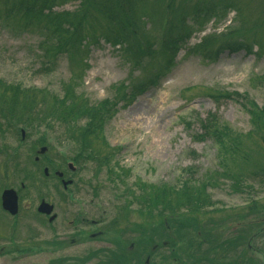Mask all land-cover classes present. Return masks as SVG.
I'll use <instances>...</instances> for the list:
<instances>
[{
    "label": "rangeland",
    "instance_id": "374dc122",
    "mask_svg": "<svg viewBox=\"0 0 264 264\" xmlns=\"http://www.w3.org/2000/svg\"><path fill=\"white\" fill-rule=\"evenodd\" d=\"M139 1L134 9L137 14L135 33L130 36L131 46L125 50L103 39L100 43L91 42L95 34L105 32L109 26V17L103 12L80 9L75 1L54 7L59 12L70 11L73 23L87 36L88 42L85 47L76 45L68 54L56 57V63L48 67L42 66L36 46L39 35L10 32L0 27V77L27 88H47L62 98L68 88L82 104L101 107L106 118L103 131L109 145L107 151H113V161L130 171V176L122 183H112L107 179L106 170L94 178L90 163L76 172L69 171L67 164L62 167L63 159L71 161L76 146L63 137V123L52 124V129L46 125L38 127L37 131L27 129L24 141H21V128L7 132L0 140V190L4 187L19 188L24 183L25 196H22L16 219H7L0 212V247L8 249L6 255H0V264H75L70 258L86 259L92 251L109 246L110 252L116 250L111 241L116 237L122 244L131 243L133 250L138 246L143 250L138 242L139 233L131 230L135 222L142 223L133 201V208H128V223H125L127 232L122 236H117L115 232V207L126 202L122 193L127 188L138 193L135 183L139 179L141 183L155 185L179 183V179L198 182L208 181L207 177L216 169L221 171L220 144L213 137L201 135L200 119L209 112L216 113L220 124L233 131L247 134L253 128L247 99L259 107L264 106V0H237L240 11L233 10L226 15V19L213 20L204 30L193 32L187 46L182 47L172 61L168 60L163 36L178 23L179 16L190 17L188 12L193 7L177 9L172 20L168 6L170 2L182 0ZM188 1L191 2L186 0V3ZM111 24L114 25L113 22ZM117 29L131 34L130 26ZM203 39L211 41L205 44L210 48L226 40H241L245 49L235 53L226 50L212 60L205 57L211 52L200 51ZM144 45L151 49L146 57L135 50ZM167 61L172 62L170 69L165 68ZM158 72L164 73L163 76L157 83L150 84L149 81ZM233 91L245 98L219 102L212 98L217 93ZM48 100L51 101V98ZM85 122L82 120V124ZM39 136H44L49 144L37 143ZM257 143L256 135H248L245 140L247 145ZM43 145L49 150L36 162L37 151ZM7 153L10 154L8 158ZM44 167L49 168L48 176L43 174ZM58 169L65 171L61 183L54 177V171ZM91 182L97 185V191H93ZM213 183L208 188L214 202L207 208L211 212L207 213L209 217L218 218L229 211L245 210L253 200L264 203V184L248 179L245 191L238 193L232 189V181L220 178ZM43 198L55 204V212L61 213L59 221L50 222L39 217L37 207ZM216 209L222 212L213 211ZM79 213L84 219H89V223L90 219H100L97 227L86 223V229H83L104 230V237L97 241L88 239L81 244H71L69 241L75 229L73 220ZM248 219L252 218L245 221ZM234 226L232 229L224 227L223 233H234ZM258 228L255 225L250 235L258 232ZM58 229L62 235H58ZM59 236L67 241L62 251L53 245L58 243ZM249 243L254 247H263L264 238H255ZM171 249L170 246L161 248L149 260L162 263L168 257L165 260L167 264L189 263L185 255L181 256V260L177 256L178 260L172 258ZM149 251L148 248L138 257L145 260ZM236 251L237 254L228 255L235 258L240 253L239 249ZM218 257L221 256L213 258L217 260ZM263 257V254L256 253L252 259L261 263ZM91 258L94 259L86 264H108L106 258L96 254ZM223 260L227 261L229 257L225 256ZM209 264L214 263L210 261Z\"/></svg>",
    "mask_w": 264,
    "mask_h": 264
},
{
    "label": "trees",
    "instance_id": "16d2710c",
    "mask_svg": "<svg viewBox=\"0 0 264 264\" xmlns=\"http://www.w3.org/2000/svg\"><path fill=\"white\" fill-rule=\"evenodd\" d=\"M68 1L78 2L80 9L101 11L109 17H107L109 26L105 32L95 34L91 42L100 43L103 39L111 45L121 46L122 50L131 46L129 40L135 33L137 21L134 9L140 4L139 0H0V27L10 32L39 35L36 46L40 52L42 66H52L57 61L56 57L68 54L76 45L85 47L88 42L87 36L79 30L78 25L73 23L70 11L54 10V7H60ZM214 1L170 2L168 8L171 11L172 20L176 17L174 13L177 9L193 8L188 12L190 17L179 16L178 23L163 36L169 53L168 60L172 61L180 49L187 46L193 32L204 30L213 20L226 19V15L233 10L240 11V7L236 5L237 0ZM124 24L130 26L131 34L127 35L117 29L123 30ZM206 42L211 41L203 39V46L200 44L199 48L203 53L211 52L205 57L212 60L219 57L223 51L235 53L245 49L241 40H226L215 48L205 47ZM135 50L142 53L144 57L151 53L147 45ZM79 55L83 57L82 54ZM171 65L172 62L167 61L165 68L170 69ZM163 74L156 73L149 83H157ZM49 97L51 101L48 100ZM212 98L219 102L245 97L233 91L217 93ZM247 111L253 126L247 134L233 131L227 125L220 124L216 113L209 112L205 118L200 119L203 130L201 135L213 137L220 144L222 159L221 171L216 169L214 173L209 174L208 181L179 179V183L164 182L155 185L141 183L139 179L138 183H135L138 193L128 188L122 193L126 202L121 205L125 207H115L117 212L113 221L115 232L117 236L127 232L125 223H128V208L132 209L131 205L134 202L135 212L138 211L142 223L139 225L135 222L131 230L139 233L138 242L141 243L143 250L140 246L133 250L129 248L131 243L122 244L116 237L111 239L113 245H116V250L108 253H103V250H94L90 255L96 254L98 257L101 252L102 255H106L104 258L108 264H167L165 260L168 257L163 259L164 263L148 261L146 258L151 259L154 252L170 246L171 257L181 260V256L185 255L189 260L187 264H209L210 261L214 264H238V262L264 264V257L261 263L257 259H252L256 253L264 255V246L254 247V244L249 243L252 239L264 238V203L253 200L245 210L229 211L230 213H224L218 218L207 215L211 213L207 208L214 203L208 193L209 185L215 184L214 180L223 178L232 181V189L238 193L245 191L243 189L248 185V179L256 181L259 185L264 184V106L259 107L254 101L247 99ZM104 113L101 107H89L79 102L77 97L71 95L68 88L65 89L62 98L47 88H27L18 83L7 82L0 77V140L5 138L7 132L20 127L37 131V128L42 125L52 129L54 128L52 124L63 123L61 125L64 126L63 137L70 139L76 145L70 161L76 165V171L90 163L94 169V178H97L102 170H106L107 179L110 182L122 183L130 176V171L120 167L117 161H113V151H107L109 145L103 131L106 122ZM82 120L86 122L82 124ZM248 135H256L259 143L245 144ZM36 142L48 143L44 136H39ZM6 156L8 158L10 154L7 153ZM68 162L69 160L63 159L62 167ZM90 186L94 192L98 190L97 185L94 186L92 182ZM220 210L213 211L222 212ZM246 218L260 221L256 223L252 219L245 221ZM243 222L246 223L243 224ZM234 224H237V230ZM232 225L235 229L234 233L230 232L228 235L223 233L224 227L232 229ZM255 225L259 227V231L250 235ZM148 248L150 251L145 260L140 259L139 254L146 253ZM237 249L240 250L237 257L232 258L228 255V253L237 254ZM91 256L72 261L76 264H84L94 259ZM215 256L221 257L216 260L213 258ZM225 256H228L229 260L224 261Z\"/></svg>",
    "mask_w": 264,
    "mask_h": 264
},
{
    "label": "flooded vegetation",
    "instance_id": "af4514ba",
    "mask_svg": "<svg viewBox=\"0 0 264 264\" xmlns=\"http://www.w3.org/2000/svg\"><path fill=\"white\" fill-rule=\"evenodd\" d=\"M61 182H62V179L60 180ZM3 191H4V188L3 189H1L0 190V212H2V213H4V217L5 218H13V219H16L17 217H18V214L20 213V208H21V206H20V203H21V200H22V196H25L24 195V193H25V190L24 191H22V190H17V198H18V205H19V211H18V213L16 214V215H11L8 211H6V210H4L3 208H2V193H3ZM43 200H45L44 198L43 199H41L40 200V203L43 201ZM40 203H39V205H40ZM39 205H38V207H39ZM54 206H55V204H54ZM38 207H37V211H38ZM55 210H56V206L54 207V212L53 213H56L57 214V217H56V219H54L53 221H59V218H60V216H61V213H59L58 211L57 212H55ZM52 213V214H53ZM51 214V215H52ZM38 215H39V217H44V218H47L48 219V221H49V218H50V216L49 215H46V214H42V213H40V212H38ZM52 221V222H53ZM73 223L75 224L74 225V227H75V229L72 231V233H74V235L71 237V239H70V243L71 244H81V243H83V241H86V240H93V239H96V241L97 240H99V239H101L102 237H104V230H100V229H95V230H93V231H87V230H84V229H86V227H85V225H86V223H89V219H84V216L83 215H81V213H79L77 216H76V218L73 220ZM89 224H92V223H89ZM94 224V227H97L98 225H100V224H95V223H93ZM84 228V229H83ZM58 231H60L59 229H58ZM58 235H62V232L60 231L59 233H58ZM86 235V236H85ZM59 240V241H58ZM57 241H58V243H56L55 244V248H57V250H60V251H62V249H64V247H63V245L64 244H66L67 243V241L65 240H63L62 239V236H59V239H58ZM110 247V246H109ZM109 247H104V249H103V253L105 252V253H108L109 252ZM7 254V252L6 253H4L3 255H6ZM87 255H89V254H87ZM105 255V254H104ZM102 256V253L100 252L99 253V256L98 257H105V256ZM90 261V260H89ZM88 261V262H89Z\"/></svg>",
    "mask_w": 264,
    "mask_h": 264
},
{
    "label": "water",
    "instance_id": "95a60500",
    "mask_svg": "<svg viewBox=\"0 0 264 264\" xmlns=\"http://www.w3.org/2000/svg\"><path fill=\"white\" fill-rule=\"evenodd\" d=\"M22 137H25L24 130L22 131ZM47 147H42L39 151V153H44L46 151ZM70 167L74 169L73 164L70 163ZM45 173H48V170L45 169ZM57 175L62 176V172H56ZM66 185V184H65ZM3 206L5 209L9 210L13 214L17 212V197L16 193L13 189H7L5 190L3 194ZM53 210V205L43 201L39 207V211L50 214ZM54 215L51 217V220L54 219Z\"/></svg>",
    "mask_w": 264,
    "mask_h": 264
}]
</instances>
